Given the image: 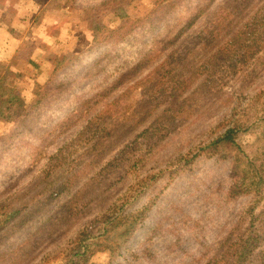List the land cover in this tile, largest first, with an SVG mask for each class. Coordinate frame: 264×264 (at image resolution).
<instances>
[{"label": "rangeland", "instance_id": "374dc122", "mask_svg": "<svg viewBox=\"0 0 264 264\" xmlns=\"http://www.w3.org/2000/svg\"><path fill=\"white\" fill-rule=\"evenodd\" d=\"M224 2L0 0V71L15 77H7L9 86L0 90V100L30 79L49 77L50 89L27 114L0 115V205L26 206L16 223L0 221V253H5L0 264H61L66 245L60 232L72 237L111 205L121 216L141 212V218L124 249L96 252L91 260L97 264H206L230 246L233 229L235 235L249 227L264 231V191L229 195L235 177L227 159L205 151L187 164L173 158L191 141L205 139L223 119L262 109L264 64L257 55L245 69L249 74L242 70L221 79L196 121L171 130L149 153L139 151L143 160L136 170L121 178L96 175L106 158L146 125L147 119L139 121L145 112L141 101L151 107L165 100L151 98L155 68L168 73L174 71L172 64L204 61L190 53L198 32L217 18ZM263 2L255 0L243 15L259 14ZM236 6L229 0L226 19ZM199 9L203 12L186 24ZM183 44L189 47L185 60L173 61L171 55L178 47L185 49ZM252 69L257 73L251 74ZM96 127L100 135L91 137L104 139L96 145L101 155L92 159L90 135ZM258 128L245 135L246 147ZM79 190L84 193L77 209L64 210L60 228L45 236L41 225L46 217Z\"/></svg>", "mask_w": 264, "mask_h": 264}, {"label": "trees", "instance_id": "16d2710c", "mask_svg": "<svg viewBox=\"0 0 264 264\" xmlns=\"http://www.w3.org/2000/svg\"><path fill=\"white\" fill-rule=\"evenodd\" d=\"M234 1L237 3V12L230 19L225 17L229 8V0H225L217 8V18L211 19L206 27L198 32L195 39L196 44L190 54L199 55V59H204L202 63L189 66L190 63L183 62L179 67L172 64L171 68L174 71L168 73L161 67L155 68L151 98L153 99L155 96L157 100L159 97H163L165 100L158 99V101H167L168 106L160 110L158 107L161 103L159 102L154 104L151 102L150 107L148 102L141 101V107L145 112L139 121L147 119L146 125L131 138V141L109 155L106 158L107 163L96 175L121 178L130 174L138 168V164L143 160L138 156L139 151L143 150L149 153L157 146L158 142L169 136L171 130L183 128L187 124V120L191 119L193 122L198 119L202 104L214 92L218 91V83L224 76L229 74L233 76L242 70L243 73L249 74L250 71L245 69L249 68V60L256 55L260 59V63L264 64V2L259 14L245 17L243 14L250 10V5L255 0ZM161 2L163 0H158V3ZM202 12L203 9H199L186 24H191V21ZM183 45H185V49L182 50L178 47L171 55L173 61L177 57H182L185 60L189 47L186 44ZM187 67L189 71L186 72L185 68ZM202 69L204 72L200 71ZM255 73L257 70L252 69L251 74ZM8 75V73L1 74L0 71V90L4 86H9L5 85L8 81L7 77L14 81L15 77ZM196 79H199L197 86L191 87ZM48 80L49 77L45 81L30 79L26 83L27 85H21L20 88L11 87L8 98L0 100V115L15 118L27 114L31 105L34 106L43 100V96L50 94L49 87H46ZM169 99H173L172 102L168 103ZM262 105L260 111L255 110L252 114L247 113L243 118L223 119L212 128V133L206 135L205 139L198 142L191 141L184 153H177L173 158L187 164L200 154V151H205L208 156L220 154L223 159L229 161L230 174L235 177L228 188V194L231 196L249 193L258 195L264 191V103ZM136 110L138 112V105L137 107L135 105ZM149 113H151V119L148 118ZM176 121H179L180 125L174 129ZM138 122L133 119V123ZM257 127H259L258 134L255 136L254 142H251L250 147H246L245 135ZM130 129L131 127L129 132ZM97 131V127L91 128L90 137L100 135L97 134ZM91 138L93 147L90 150V157L96 159L101 155V151L96 145L99 146L104 137ZM94 177L95 175L91 180H95ZM83 191H76L71 198L65 199L66 202L60 206L59 212L46 217L45 224H42L45 226V230L41 225L45 236H48V233L53 231L52 229L60 228V225L65 221L64 210L72 211L74 207L77 209L76 205L81 200ZM24 208L26 206L13 207L9 204H1V223H16L17 216L23 212ZM116 209L115 205L105 208L97 219L89 220L86 227H81L68 239L64 238L66 232L61 231L62 242L66 245L61 251L63 253L61 264H97L91 260L96 252L114 253L118 249H124L128 237L140 221L141 212L121 216L119 209ZM71 215L72 212L68 216L71 217ZM248 229L249 231L243 229L239 235H235V229H233L229 236L230 246L223 251L220 260L212 257L206 264H264V231H260L258 227H249ZM3 254L5 253H0V255ZM44 256L43 260L49 254ZM44 262L40 261L38 264H48Z\"/></svg>", "mask_w": 264, "mask_h": 264}]
</instances>
